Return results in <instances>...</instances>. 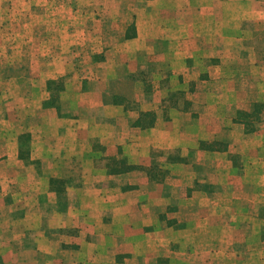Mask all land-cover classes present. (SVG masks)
<instances>
[{
  "label": "rangeland",
  "instance_id": "374dc122",
  "mask_svg": "<svg viewBox=\"0 0 264 264\" xmlns=\"http://www.w3.org/2000/svg\"><path fill=\"white\" fill-rule=\"evenodd\" d=\"M99 1L0 0V264H207L220 251L206 244V198L228 192L250 138L264 137V0H182L155 40L138 35L145 5L116 15ZM101 77L119 120L88 109ZM78 94L86 127L70 154L54 119L77 118L66 115ZM48 107L54 118L39 115ZM157 108L161 126L128 130ZM145 182L154 213L139 207Z\"/></svg>",
  "mask_w": 264,
  "mask_h": 264
},
{
  "label": "crops",
  "instance_id": "0c3cea01",
  "mask_svg": "<svg viewBox=\"0 0 264 264\" xmlns=\"http://www.w3.org/2000/svg\"><path fill=\"white\" fill-rule=\"evenodd\" d=\"M201 1L203 0H191L190 3L193 6H198L199 2L201 3ZM204 1H211L212 3V0ZM91 2L92 4L97 5L102 1L91 0ZM106 3L114 4L115 6L119 5V8H115L116 15L122 13L120 12V10L124 8L128 9L129 6L127 5H145L146 12L143 16L141 15L142 17H137V19H139L140 21L146 20L148 22V25L142 28L141 32H139L138 35L142 37L153 36L155 40L159 37L160 34H164L165 30H167V26L164 23L166 22L165 20L178 19V13L176 12L175 7L180 5L182 3V0H109L106 1ZM168 6L173 7L169 10ZM166 10L167 12H165ZM153 20L157 22L156 25L151 23L153 22ZM45 70L46 74L53 72V69L48 68V66L45 67ZM101 78L98 82V87H96V91L94 92L93 101L87 105L88 109L97 110L98 108H100V110H102L105 108L109 110L108 116L112 120H119L122 117L119 112L120 104L113 102L112 97L110 98L108 94H104V90L106 88V85L108 84L107 82L105 83V78H102V81ZM109 90L112 96H114V94L116 93L114 88ZM95 100L99 102V104L93 107L91 105L96 102ZM38 105L39 106L37 107L39 108L41 104L39 103ZM85 105L86 103L82 99V96L78 94V96L71 101L69 105L70 108L68 110L69 115L66 116H77V111L79 109H84ZM121 109H123L122 105ZM141 109L146 110L147 108ZM39 110V115L42 117H46V114H51V110L49 107L47 109L40 108ZM157 111L158 108L154 110V112L156 113V119L153 122L152 126H148L150 129L157 128L165 122L164 119L162 120L159 118ZM55 116L56 113L51 114L50 118H54ZM97 117V112H94L93 115L89 114V117H87L86 120L88 124H92V131L94 132L95 130L98 132H100V130H103L102 124L97 121ZM111 119L109 120V122L112 121ZM54 123L56 125V133L62 134V140L65 139L66 147L68 148L69 153L72 154V150L77 151V149H80V147L82 146L81 143L83 141V129H85L86 127V125H84V122L77 116V118L74 119H70L68 117L56 118L54 119ZM124 123L126 125V122ZM117 125L118 123L116 121L113 126L115 127ZM129 125V131L148 132L149 130L148 127H133L131 126V124ZM113 129L114 128H112L111 131H113ZM153 133L161 134L162 132L156 129V131H154ZM261 138L262 135H258V133L252 135V138H250L251 141H253L251 142L250 148H247V151L248 154H250V159H252L251 164L249 162V158H247L246 160L242 161L244 167L241 171H238L236 175L232 174V176H229L227 174L230 180H232L231 182L230 180H228L229 183L235 182L237 184H240L238 185V187L241 186V188L237 190L231 189L233 187V184L228 183V192L226 193L224 190V193L222 194V191V196L220 197L219 201L214 200L212 197L206 198L204 206L206 212L204 218V234L207 242L206 244L210 246L215 245V247L217 246L220 251L217 255L213 256L212 254L209 257H206L205 260L207 264H264V240L261 239V236L254 235V230L261 231V228L263 227L262 225H264V221H261V218H259L260 215L257 216V210L261 209V189L264 188V172L260 167V161H264V158H261V155L264 151V137L262 139ZM51 139L53 140V138ZM55 140L58 141L56 136ZM47 145L48 147L50 146V144ZM61 146L65 147L64 144H61ZM98 184L101 185L102 183L98 181ZM139 187L141 193L146 194L144 195L146 196V198L143 197L139 207L151 209L150 212L154 213L155 211H157V209L153 208H158V206H155L151 203H157V201L150 197L151 194L149 193V190H151V187H155L147 182ZM106 191L109 192V190L107 189ZM101 193L102 190H99V188L97 187L91 195H88L102 197ZM128 193L129 192L124 193L127 199L131 195ZM197 198L199 199L198 201L196 200ZM94 202L98 203L97 201ZM101 202L102 201L100 200V203ZM188 202L190 204V211L192 210L193 212L199 213L198 209L200 207V196L193 194ZM81 207L83 206L81 205ZM254 211L256 212L255 217H251V215L249 214H252V212ZM80 213H84V209L80 210ZM195 216L196 215L193 214V217ZM153 221L156 222L157 219ZM158 227L159 225L157 226V228ZM249 231H252V233H250ZM178 235H182V232H178ZM212 246L210 247V251L213 250L215 252V249Z\"/></svg>",
  "mask_w": 264,
  "mask_h": 264
},
{
  "label": "trees",
  "instance_id": "16d2710c",
  "mask_svg": "<svg viewBox=\"0 0 264 264\" xmlns=\"http://www.w3.org/2000/svg\"><path fill=\"white\" fill-rule=\"evenodd\" d=\"M260 104L259 103L256 104V109L253 113L250 114V116L255 117V118H259V116H257V113L259 112V108H261ZM147 118H149V119H147ZM153 119H154V114L152 111L141 112L140 117L135 122V125L139 126V127L152 126L153 125ZM247 131H249V130H247Z\"/></svg>",
  "mask_w": 264,
  "mask_h": 264
}]
</instances>
